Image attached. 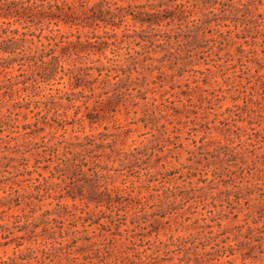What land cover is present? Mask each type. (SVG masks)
<instances>
[{"label":"rangeland","instance_id":"1","mask_svg":"<svg viewBox=\"0 0 264 264\" xmlns=\"http://www.w3.org/2000/svg\"><path fill=\"white\" fill-rule=\"evenodd\" d=\"M114 1L87 5L127 13L120 25L117 18L77 28L9 20L33 34L25 54L39 45V28L81 39L107 32L117 35L108 40L115 46L81 52L70 64L111 66L113 57L126 66V53L137 63L118 95L103 75L81 90L65 77L41 83L35 76V84L25 67L0 68V264H264V0H189L195 7L185 18L162 11L171 3L150 9L160 0ZM96 99L103 104L94 106ZM84 137L115 140L127 155L106 148L108 158L98 161L108 168L99 182L123 188L119 198L89 200L90 183L81 179L89 158L82 174L67 171L80 179L74 185L46 179L54 162L44 146ZM79 186L81 198L65 194ZM44 211L49 218L59 211L62 228L43 231ZM25 222L38 226L29 232Z\"/></svg>","mask_w":264,"mask_h":264},{"label":"trees","instance_id":"2","mask_svg":"<svg viewBox=\"0 0 264 264\" xmlns=\"http://www.w3.org/2000/svg\"><path fill=\"white\" fill-rule=\"evenodd\" d=\"M87 1L88 0H0V53L7 54L6 59H2L1 61L0 58V68L8 69L11 68L13 64L18 66L17 70H20L21 67H25L26 70H28L29 79L35 81V84L38 83L34 80L35 76L38 77L41 83H48L51 80L59 81L65 77L72 88L81 87V90L84 87L91 89V84L95 82L99 76L103 75L104 78L101 79V82L105 83L108 82L109 79L113 80V85L115 87L111 91H113V94L118 95L117 92L120 89V84L124 80L129 79V74L131 70H135V65L137 63L128 53H126L127 56L124 57L126 66L117 65L115 63L116 58H106L105 55L104 58H106L107 62H111V66L101 65L81 68L76 67L74 63L70 64L72 56L75 55L79 57V53L81 52L85 53V57H87L89 53H99V55H102L104 50L110 47V45L115 46L114 42H108V40L111 36L116 38V34L108 35L107 32H104L103 35L93 34L91 37L86 36L85 39H81L80 34L64 35L60 34L58 29L54 30L56 33H53V30L50 29L49 31L51 33L49 35H42V28H39V33L36 35L39 45L35 46L32 53L25 54V48H28V44H33V40L31 38L28 39L27 36L33 34L10 27L12 24L9 21L10 19H12L14 23H31L40 27L43 24H45V27H48L49 24L56 27L59 24H63L69 27L75 26L76 28L98 27L99 22H103L105 25H114L115 18L118 19L117 25H120V23L126 19L127 13L115 14L108 8L94 11L93 7L87 5ZM119 1L127 2L128 7L132 6V4L128 3L130 0ZM252 1L253 0H249L247 4ZM116 3L117 0L114 1V4ZM167 3H171V9L162 8V11L170 10L176 17L185 18L186 12H190V8L195 7V3H190L189 0H160L156 5H151L150 9L167 5ZM144 14L156 15V12H144ZM131 15L133 19L136 18L134 14ZM191 21L193 22L194 20ZM140 22L141 24L144 23L142 19H140ZM153 23L158 24V20H155ZM26 27V25L21 26L22 29ZM71 36H74V38H70ZM123 36H125V38L130 37L128 34H124ZM41 38L44 39V42L41 41ZM115 51V49L110 48L111 53ZM98 61L99 59H96L94 62ZM92 69L96 71V77L88 80L87 77L90 75L87 71ZM111 72L114 74H111ZM21 75L23 74H18V76ZM32 85H34V83ZM125 91H127V88ZM101 94H107V91ZM141 98H144V96ZM85 102L86 101L83 102V105ZM103 102L102 99H96L94 102L96 105L94 106H101ZM36 114H38V112ZM85 116L90 119V122H93L92 119H94V117L89 116L88 113L85 114ZM40 118L44 120V116H40ZM82 120V117H78L72 120V123L74 121L80 123ZM41 122L45 123L43 121ZM60 127H62V125H60ZM114 144L115 140L104 145L103 143H95L93 139L84 137L83 141L74 142L58 139L56 143L51 146H44L45 149H43V151L48 154L46 161L54 162V165H52L49 171L50 174L46 179H61L62 177H66L69 180V185H74V183L80 179L67 176V171L73 170L82 174V168L87 166L88 161L86 159L89 158L92 164L91 167L87 166L89 174L87 177L81 178L90 183L91 192L94 195L89 196V200L97 204L103 198L110 201L112 199V194L114 197L119 198L123 188H108L106 182H99L100 178H107V175L103 172L107 171L108 168L106 165L98 162L104 156L108 158L109 155L105 153L106 148H109L111 152H115L116 155L123 154V160L127 158L125 153L113 148ZM98 151H101V153ZM129 156L132 157L133 161H137L135 154L130 153ZM29 173V171L26 172V174ZM46 179H43L42 183L38 182L37 185L40 186L47 183ZM125 182L126 178H123L121 184H125ZM77 189V194H73L70 190H66L65 194L72 200L77 197L81 198V196H83L82 189L80 186ZM56 205L62 210L66 208L65 205L62 204L57 203ZM51 214L52 213L49 211H44L41 214L42 219L40 223L42 224L43 231L52 232L55 228H62V214L58 211L56 214L58 218H49ZM24 217L27 218L26 215ZM14 222L17 225L19 219L15 218ZM37 226L38 224H32L31 222L22 224V228L29 229V232H33V229ZM9 234L12 233L9 232ZM3 237L6 238L7 235ZM18 238H22V236Z\"/></svg>","mask_w":264,"mask_h":264}]
</instances>
